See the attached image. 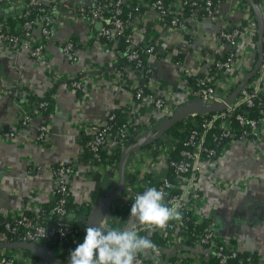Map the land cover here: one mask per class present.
Returning <instances> with one entry per match:
<instances>
[{"label": "crops", "instance_id": "0c3cea01", "mask_svg": "<svg viewBox=\"0 0 264 264\" xmlns=\"http://www.w3.org/2000/svg\"><path fill=\"white\" fill-rule=\"evenodd\" d=\"M216 1L222 16L228 22L244 18L236 10L238 0ZM251 1L255 6L259 2ZM65 2H68L69 6L78 7H90L95 3L93 0ZM244 2L250 6L252 14L247 22L248 30L245 31L237 51L242 69L232 78H223V88L220 90L222 94L234 89L238 81L243 79L244 82L257 68L261 54V27L263 62L249 83L262 77L261 85L264 91V21L260 14V20L258 19L255 9L248 1ZM15 10L1 8L7 16L12 15ZM147 12L150 17L147 24L152 26L151 19L155 12L148 9ZM55 18L57 26L47 44L51 61L37 60L22 48L13 51L6 45L0 46V85H4L9 91L0 92V226L6 216L22 213L32 205L43 206L51 201L54 187L53 170L62 164L74 165L78 171L71 179L73 200L82 204L85 199H89L88 213L97 207V211L108 209L111 215L117 216L126 207L129 193H143L148 189L145 180L148 165L141 170L142 174L138 179L130 170L135 165H146L149 147L155 142L136 148L131 153L122 193L114 200L111 199L119 190L120 167L126 152L121 157L114 179L109 175L103 177L97 173H88V160H85V142L88 138L83 129L85 124H103L111 112L119 110V113H122L125 106L130 108V114L140 130L147 124L152 113L134 104V90L141 82L139 74L130 69L124 57L120 55L122 50L119 45L112 46L105 42L96 44L92 36L98 32V26L90 30L87 23L68 17L67 14L59 13ZM188 23L186 31L173 34L175 40L166 32L157 35V39L155 34H152L157 42L159 56L150 61L154 76L158 79L175 83L182 73V65L200 72L204 70L207 60L202 62L203 65H198L194 54L198 47L211 46V37L217 32L218 25L210 19H204L199 28L200 36H197L194 24L191 21ZM36 34L40 37L39 28L36 29ZM71 40L77 43L75 61L64 50L65 44ZM207 52L210 58L212 51ZM170 59L178 60L179 63L172 65ZM86 73L83 91L73 89L70 79ZM47 97H52L54 102L50 113L46 116H35L30 127L22 128L25 113H32L37 109L40 100ZM262 117L264 118V110ZM44 124L49 127L47 143L36 141L38 128ZM15 132L18 135L10 137V134ZM157 132L146 131L144 135L137 137L133 145L145 143ZM149 133L151 136H148ZM257 134L259 137L255 138L259 139L258 142L255 139L231 146L223 157L206 169V177L201 181L202 202L199 213L205 217L206 222L210 221L209 226H212L227 244L237 245L242 253L254 255V264H264V128ZM167 171L166 165L159 168L154 165L152 168L155 176ZM215 179L238 183V186L229 190L219 189L211 184ZM127 183H133V189ZM130 210L126 212V227L131 224L140 228L142 225L138 220L129 221ZM140 235L150 238L153 234L141 232ZM141 255L146 264H209L210 258L213 257L210 250L200 244L165 245L160 258L156 257L152 250L141 252Z\"/></svg>", "mask_w": 264, "mask_h": 264}, {"label": "built area", "instance_id": "2783aa9c", "mask_svg": "<svg viewBox=\"0 0 264 264\" xmlns=\"http://www.w3.org/2000/svg\"><path fill=\"white\" fill-rule=\"evenodd\" d=\"M65 1L0 0V46L6 45L13 51L22 48L37 60L51 61L47 44L57 26L55 17L59 13L67 14L68 17L87 23L90 30L98 26V32L92 36L96 44L105 42L112 46H118L121 39L126 37L128 47L119 53L130 67L136 66L135 71L141 79L140 84L134 90V104L144 107L147 112L152 113L142 130L136 125V120L130 114V108L126 106L122 111V118L126 120V125L122 127L115 128L111 125V122L119 117L114 113L115 111L111 112L103 124H85L83 129L88 136L85 148L92 155L87 164L88 173H97L103 177L109 175L111 179H114L120 162L116 157H123L126 150L136 142L137 137L144 135L148 130L156 133L160 124L168 121L177 108L183 105H195L200 100L210 106L225 104L243 83V79L237 80L235 90H228L225 94L220 92L223 88V78H232L237 71L242 69L237 51L241 46L245 31L248 30L247 22L252 14L250 6L244 0H238L236 6V10L244 18L232 23L222 16L216 0H171L169 3L166 0H112L110 4H106L107 0H93L94 6L90 7L69 6L70 4ZM256 5L264 21V0H259ZM4 7L16 10L12 15L7 16L1 11V8ZM29 7L39 8L40 14L32 20L20 22L30 15ZM109 8H112V14L106 16L105 11ZM125 8L135 11L128 21L122 18ZM147 9L155 12V16L151 19L152 26L147 24V20L150 18ZM10 17L16 21V29L22 30L19 35L10 34L11 29L6 21ZM204 19H210L217 24L218 30L211 37V46L198 47L194 54L198 65H203L202 62L207 60L202 72L182 65V73L177 77L175 83L158 79L153 73L150 74V70L144 72L145 66L153 69L150 60L159 56L157 55L159 49L155 41L157 35L160 36L161 32H166L173 38L175 32L186 31L188 22L191 21L197 29V36H200L199 28ZM37 28H39L40 37L35 35ZM127 29H131L128 37L126 36ZM152 34H155V39ZM173 40L175 39L173 38ZM64 50L73 61L76 60L77 43L75 41H68ZM209 50L212 51L210 58L207 56ZM219 56H226L227 60H220ZM170 64L176 65L177 62L175 59H170ZM51 70L54 69L51 68ZM86 78L87 73L70 79L71 87L77 91H83V82ZM191 79L195 84L191 82ZM262 80L260 77L258 81L248 83L224 111L188 116L185 120L192 118L196 121L185 139L165 133L150 145L145 166L134 163L135 166L130 170V173L138 179V176L140 177L142 174L141 170L148 165L149 173L146 172L145 179L148 188L156 187L163 191L168 206L178 205L177 210L180 213V219L170 220L164 228L142 225L137 228L139 234L141 232L157 233L160 238L166 241V245L186 246L190 241L199 242L200 245L210 250V253L220 261V264H227L230 260L240 258V248L237 245L227 244L212 226H207L199 235H196L193 230L206 222L205 217L199 213L202 202L201 181L206 177V169L223 157L231 146L255 141V139L256 142L259 140L257 133L264 128V118L262 116L259 119L252 117L247 108H252L257 99L264 95ZM0 92L8 93L9 91L4 85H0ZM48 106V102H39L37 109L32 113L27 111L23 116L22 128L30 127L35 116L42 115L43 110H46ZM215 128L220 130L221 140L226 141L219 150L210 149L207 145L209 133ZM17 135L18 133L15 132L10 134V137ZM36 141L43 143L49 141V127L46 124L38 128ZM181 144L184 148L178 151ZM102 150L106 151V159L101 157ZM176 153H178L179 159L175 158ZM154 165L158 168L166 165L168 171L155 176L152 172ZM77 172L75 166L71 164H62L56 167L53 170L52 197L59 201L52 210V216L41 221L44 210L43 206L38 204L32 205L22 213L6 216L3 221L4 230L0 231V244L28 243L41 251L53 254L56 256L57 262L68 264L70 253L79 242L74 241L72 244H62L61 246L54 245L57 240L64 242L74 235L72 224H79L80 231L86 235L87 221L89 222L91 216V213L85 209V212L80 215L81 211L78 213L74 208L65 207L67 203L74 201L71 179L77 175ZM130 183L127 184L133 189L134 184ZM211 184L223 190L238 186V183L217 179ZM138 194L142 193H129L126 207L117 216L111 215L108 221L109 225L126 228L128 220L126 212L131 209ZM81 205L88 208L90 200L85 199ZM191 221L194 224L193 228H190L189 222ZM97 225V222H93V226ZM9 232L17 235V239L10 240L7 235ZM151 250L156 257H162V248L156 245L155 249ZM191 259H195V257H191ZM247 261L250 262L251 259ZM0 264L47 263L35 254L26 252L25 249L9 245L0 248ZM137 264H146L141 253L137 256Z\"/></svg>", "mask_w": 264, "mask_h": 264}, {"label": "clouds", "instance_id": "9594fccd", "mask_svg": "<svg viewBox=\"0 0 264 264\" xmlns=\"http://www.w3.org/2000/svg\"><path fill=\"white\" fill-rule=\"evenodd\" d=\"M177 206H168L165 193L150 187L138 194L131 205L130 218L146 227L164 228L172 219H180ZM101 219L97 226H86L82 243L70 253L71 264H137L139 253L155 249L148 236H141L138 229L129 224L126 228L109 225Z\"/></svg>", "mask_w": 264, "mask_h": 264}, {"label": "trees", "instance_id": "16d2710c", "mask_svg": "<svg viewBox=\"0 0 264 264\" xmlns=\"http://www.w3.org/2000/svg\"><path fill=\"white\" fill-rule=\"evenodd\" d=\"M111 1L112 0H107L106 4H110ZM166 2L169 3V2H171V0H166ZM29 9H30V15L27 18H23L20 22L24 23L26 20H32L33 18L38 16V14H40L39 8L29 7ZM111 9L109 8V9H107L105 11V15L106 16L112 14V10ZM187 10H189V9L187 8ZM134 13H135V11H133L132 9L125 8L122 18L125 21H128V20H130V18L132 17V15ZM6 21L8 22V25H9V27L11 29L10 30V34L11 35L12 34L13 35H19L21 33L22 30L20 28L16 29L17 23H16V21L13 18H11V17L7 18ZM130 33H131V29H127L126 36L128 37L130 35ZM118 45H119V48L122 51L126 50L127 47H128V43L126 42V37H123ZM219 59L220 60L224 59V61H225V59L227 60L226 56L220 57ZM179 60H181V59H179ZM177 63H179V62H177ZM135 68H136L135 65L130 67V69H132V70H135ZM144 69H145L144 72H147V71L150 70V74L151 75H152V73L154 74L153 69H150V68H148L146 66L144 67ZM192 80L193 79H191V82L195 84V82H193ZM40 102L41 103L42 102H48L49 103L48 108L46 110H43V113H42L45 116L48 115V113H50V111L52 110V107H53V104H54L53 98L52 97H47L45 99L40 100ZM247 109L250 111L252 117H254L256 119L261 118V116H262L261 113L264 110V95L260 96V98L257 99L255 105L252 108H247ZM119 112H120L119 110H115L114 113H116L117 116H119V117L116 118V120H114V122H111V125H113L115 128L122 127V126L126 125V120L124 118H122V113H119ZM197 118H199V117H197ZM195 121H196V119H192V118H190L188 120L181 121V122L175 124L167 133L173 134L175 137H178L180 139H185V137L189 134V130L193 127ZM137 126L139 127V125H137ZM236 127L239 128L238 125H236ZM183 130H185V131H183ZM225 143H226V141H223L220 138V130L218 128L213 129L209 133V137H208V140H207V145H208V147L210 149L219 150L225 145ZM183 148L184 147H183L182 144L179 145V150L178 151H180ZM91 157H92L91 153H89L88 149L85 148V160L87 161V160L91 159ZM101 157H102V159H106V157H107L106 151H104V150L101 151ZM116 158L118 159V161L121 160L120 156H117ZM175 158L179 159L178 153H176ZM96 194L98 195L99 192H97ZM58 201H59V199L53 198L51 201H49L48 203H45L43 205L44 214L41 216V221H45V219L47 217L52 216V214H53L52 210L54 209V207H56ZM65 207L66 208H74V209H76L78 211V213L81 211L80 215H82L81 213L85 212L84 209L87 210V208H84L85 207L84 205L78 204L75 201H71L70 203H67V205ZM209 222H204V224L198 225L193 230L195 232V234L199 235L200 233H202L203 230L207 226L210 225ZM189 223H190V228H193L194 224L192 223V221L189 222ZM72 227L74 229V235L69 237L64 242H60V241L57 240L54 246H58V245L61 246L62 244H67L68 245V244H72L74 241L75 242L78 241L79 243H81L83 241V239L85 237V233L80 231L79 224H72ZM3 230H4V227L2 225V226H0V231H3ZM7 235L10 238V240L17 239V235H15L13 233L9 232V233H7ZM150 239L158 247H160L162 249L165 248L166 241L163 240L162 238H160L157 233H153V235L150 237ZM197 244H199V242L190 241L188 243V245H191V246H195ZM248 259H251V261L248 262L247 261ZM255 261H256V259H255L254 255H247V254H244V253L241 252L239 259L230 260L227 264H241V263L254 264ZM209 264H220V261L216 257L213 256V257L210 258V263Z\"/></svg>", "mask_w": 264, "mask_h": 264}, {"label": "water", "instance_id": "95a60500", "mask_svg": "<svg viewBox=\"0 0 264 264\" xmlns=\"http://www.w3.org/2000/svg\"><path fill=\"white\" fill-rule=\"evenodd\" d=\"M248 1L252 7L255 9L256 14L258 15V19L260 20L259 13L256 9V6L251 0H246ZM261 22V21H260ZM261 38L263 39V29L261 27ZM260 42V59L257 68L251 72L245 81L240 85V87L235 91V93L231 96V98L225 103V104H218L216 106H210L208 105L205 101H198L195 105H183L179 107L173 116L168 120L165 121L161 127L158 129L157 134L155 135H150L151 133L148 134V136H151L145 143H138L136 145L131 146L125 154V157L123 159V162L120 167V186L117 194L111 199L114 200L118 195L122 193L123 186L125 183V172H126V167H127V162L131 156V153L136 149V148H141L144 146H147L153 142H156L160 137H162L165 133H167L175 124L184 121L188 116L192 115H202V114H210L214 112H221L224 111L229 104L233 102V100L239 95L241 90L251 81L253 76L259 71L261 64L263 62V42ZM111 216L110 212L108 209H102L101 211H97V207L94 208V210L91 212L90 220H89V226H93V222L100 221L101 219H109ZM13 246L17 248H22L25 249L28 252H31L38 256L40 259L45 261L47 264H61L55 260V257L53 254L46 252V251H41L37 249L36 247L28 244V243H23V242H15L11 244H5L2 245L0 244V247H7V246ZM71 264V262H70Z\"/></svg>", "mask_w": 264, "mask_h": 264}]
</instances>
